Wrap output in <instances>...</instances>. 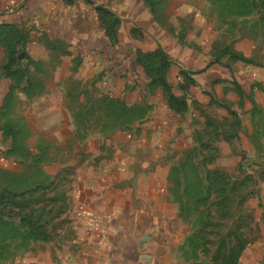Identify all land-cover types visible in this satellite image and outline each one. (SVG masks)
Wrapping results in <instances>:
<instances>
[{"label": "rangeland", "instance_id": "rangeland-1", "mask_svg": "<svg viewBox=\"0 0 264 264\" xmlns=\"http://www.w3.org/2000/svg\"><path fill=\"white\" fill-rule=\"evenodd\" d=\"M140 16L143 27L137 22ZM128 19L124 30L134 21L143 31L132 30L138 40V46H133L138 50L133 48L131 53L133 76L117 86L112 99L99 86L102 75L86 67L67 42L28 26L1 28V69L15 80L14 92L28 87L42 91L46 85L41 80L65 79L64 84L51 86L69 96V109L75 115L64 130L59 124L63 118H55L58 123L53 127L59 132L52 137L59 148L52 150L51 139L41 133H34L30 140V133L18 135L7 125V132L0 134L5 146L18 139L36 148L34 156L17 143L13 159L6 163L16 173L0 175V264H28L32 255L47 251L61 260L64 252L67 255L80 246L76 175L108 168L115 155L146 158L148 153L139 149L143 131L149 126L159 129V115L167 105L176 113L194 110L185 119H190L189 132L180 133L190 138V146L173 166L169 186L188 226L183 246L187 261L249 264L248 258L264 253V109L252 108L245 129L227 99L206 92L211 97L209 105L193 100L186 71H180L178 83L169 79L172 65L182 63L175 55L182 50L197 52L202 66L234 62L264 66V0H133ZM120 26L121 22L112 41L118 42ZM33 43L39 46L37 56L28 51ZM2 57L0 50V61ZM26 78L29 85H23ZM226 90L222 93L227 94ZM239 92L238 87L234 99L240 98ZM18 119L32 120L31 116ZM43 152H51V158L59 162L53 167V179H42L41 165L49 160L48 155H40ZM33 177L38 185L31 182V189H19ZM6 183L25 194L7 195ZM66 240L72 245L65 246ZM252 264H264V260Z\"/></svg>", "mask_w": 264, "mask_h": 264}, {"label": "crops", "instance_id": "crops-1", "mask_svg": "<svg viewBox=\"0 0 264 264\" xmlns=\"http://www.w3.org/2000/svg\"><path fill=\"white\" fill-rule=\"evenodd\" d=\"M132 6L133 0H0V24L32 27L37 32L44 31L67 42L74 54L83 57L86 67L102 75L99 86L104 89V95L112 99L116 98L117 86L132 78L131 71L135 69L131 53L133 46H138L135 43L138 40L132 30L141 29L135 27L133 21L131 28L124 30ZM96 7L105 8L119 18L118 42L106 34ZM140 19L141 16L137 22L143 27ZM139 48H142L141 44ZM0 50L3 55L0 61V134H5L9 125L18 135L30 133V140L34 133H41L51 139L48 141L51 150L59 148L52 137L53 133L59 132L53 127L58 123L55 118H63L59 124L64 130L66 123H71L75 115L69 109V96L52 87L60 81L64 84L65 79L45 78L41 80L46 85L42 91H30L28 87L15 93V80L7 77L1 69L4 49ZM28 51L37 56L38 44H30ZM196 54L191 50L176 52L182 63L172 65L170 81L180 82V71H186L191 81L189 91L193 100L209 105L211 97L206 92L219 99H227L248 129L252 108L264 109V66L241 62L229 66H209V63L202 66L196 60ZM29 81L26 78L23 85H29ZM238 87L240 98L234 99ZM226 88L229 92L222 93L227 91ZM193 111L176 113L167 105L160 112L159 129L149 126L143 131L139 149L148 153L143 160L127 154L125 157L115 155L108 168L98 167L97 172L80 171L76 175L78 191L74 196L81 208L78 220L80 246L69 250L67 255L64 252L61 260L48 251L32 255L28 264H191L183 248L187 239V222L181 216L169 186L173 166L179 164L184 148L190 146V138H183L180 133L186 135L189 132L190 119H185L190 118ZM28 116H31V121L18 119ZM3 138L0 139V175L3 171L13 175L16 171L6 165L7 159L11 161L15 155L13 146L17 147L18 143L20 147L31 150L34 156L36 148L30 142L19 143L18 139L5 146ZM37 147L42 148L40 145ZM9 149L11 153L7 154ZM40 155L49 156V160L41 165L42 179H53V167L59 162L51 158V152ZM37 180V177L26 179L19 189L23 186L31 189L28 184L33 182L36 186ZM17 187L5 184V188L14 192ZM63 243L72 245L69 240ZM253 257L247 259L249 264L264 260V253Z\"/></svg>", "mask_w": 264, "mask_h": 264}, {"label": "trees", "instance_id": "trees-1", "mask_svg": "<svg viewBox=\"0 0 264 264\" xmlns=\"http://www.w3.org/2000/svg\"><path fill=\"white\" fill-rule=\"evenodd\" d=\"M99 12V19L102 21L103 27L106 29L107 34L111 37L114 38L116 36L115 33V27L120 23L119 18L115 17L112 13H110L109 11H107L106 9L103 8H99L98 9ZM4 27H17L20 28L17 25H13V24H0V30L1 28ZM5 46V45H3ZM170 66V65H168ZM5 68V67H4ZM182 74H186V72L184 70H182L181 72ZM7 195H11L12 197L14 196H23L25 194V192L23 193H18V192H14L9 190V192H5Z\"/></svg>", "mask_w": 264, "mask_h": 264}]
</instances>
